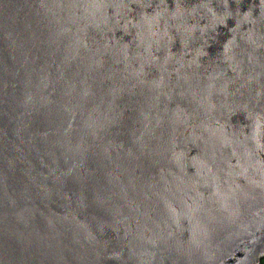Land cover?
Instances as JSON below:
<instances>
[{
  "label": "water",
  "instance_id": "1",
  "mask_svg": "<svg viewBox=\"0 0 264 264\" xmlns=\"http://www.w3.org/2000/svg\"><path fill=\"white\" fill-rule=\"evenodd\" d=\"M264 0H0V264H260Z\"/></svg>",
  "mask_w": 264,
  "mask_h": 264
},
{
  "label": "trees",
  "instance_id": "2",
  "mask_svg": "<svg viewBox=\"0 0 264 264\" xmlns=\"http://www.w3.org/2000/svg\"><path fill=\"white\" fill-rule=\"evenodd\" d=\"M260 264H264V260H261Z\"/></svg>",
  "mask_w": 264,
  "mask_h": 264
}]
</instances>
